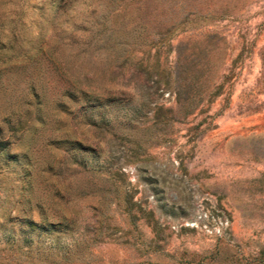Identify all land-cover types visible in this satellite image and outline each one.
Segmentation results:
<instances>
[{
	"label": "rangeland",
	"instance_id": "374dc122",
	"mask_svg": "<svg viewBox=\"0 0 264 264\" xmlns=\"http://www.w3.org/2000/svg\"><path fill=\"white\" fill-rule=\"evenodd\" d=\"M0 264H264V0H0Z\"/></svg>",
	"mask_w": 264,
	"mask_h": 264
}]
</instances>
